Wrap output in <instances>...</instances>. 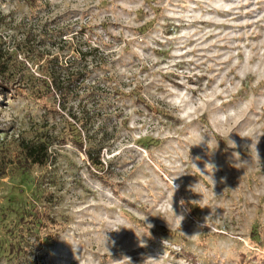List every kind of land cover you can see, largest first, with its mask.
Instances as JSON below:
<instances>
[{
  "label": "rangeland",
  "instance_id": "obj_1",
  "mask_svg": "<svg viewBox=\"0 0 264 264\" xmlns=\"http://www.w3.org/2000/svg\"><path fill=\"white\" fill-rule=\"evenodd\" d=\"M0 47V264H264V0H0Z\"/></svg>",
  "mask_w": 264,
  "mask_h": 264
},
{
  "label": "trees",
  "instance_id": "obj_2",
  "mask_svg": "<svg viewBox=\"0 0 264 264\" xmlns=\"http://www.w3.org/2000/svg\"><path fill=\"white\" fill-rule=\"evenodd\" d=\"M6 71L7 65L3 60V50L0 47V79H2V75ZM77 74L78 72L75 73V75L68 74L67 77H64L63 79L61 77H53L51 82L49 83V87H52L56 92L60 93V95L64 97L68 91H71V88L75 83V79L79 78V76L76 77ZM9 86V84L0 80V93L6 94V89ZM55 111L58 112V110ZM75 143L79 149H81L82 151H86L82 139L80 141H76ZM23 150L25 154V159L31 163L43 164L45 161H47L49 157L47 145H45L44 143L36 144L34 142H26L23 144ZM86 153L88 154L89 161L93 165L98 167L104 166L101 161L100 152L93 153L91 151H86Z\"/></svg>",
  "mask_w": 264,
  "mask_h": 264
},
{
  "label": "clouds",
  "instance_id": "obj_3",
  "mask_svg": "<svg viewBox=\"0 0 264 264\" xmlns=\"http://www.w3.org/2000/svg\"><path fill=\"white\" fill-rule=\"evenodd\" d=\"M202 142H203V143H206L205 140H204L203 138H201V139H200L196 144H194V145H199V144H201ZM231 144L234 145V148L237 147V145L235 144V142L231 141ZM245 147H247V146H245ZM256 153H257V156L259 157L257 149H256ZM234 154H237V153L234 152V153H233V156H234ZM238 154H239V153H238ZM209 164H210V163H209ZM209 164H206V165H209ZM206 165H205V166H206ZM211 165H213V164H211ZM213 166H214V165H213ZM233 166L236 167V168H238V167H237V162H236ZM217 170H218V169H216L215 166H214V172L217 171ZM214 172H213V173H214ZM178 177H179V176H177L176 178H178ZM176 178H175V179H176ZM175 179H174V180H175ZM174 180H173V182H172V188L174 189V191H176V190L179 189V185H175V184H174ZM211 180H212V186L214 187V186H215V180L213 179V176H212V175H211ZM225 180H226V178H221V182H222V183H223ZM181 203L183 204V200L181 201ZM181 220H182V219H181ZM201 227H203V225H201ZM195 234H198V232L195 233ZM195 234H194V235H195ZM112 243L114 244V241H113ZM129 264H131L130 258H129Z\"/></svg>",
  "mask_w": 264,
  "mask_h": 264
}]
</instances>
